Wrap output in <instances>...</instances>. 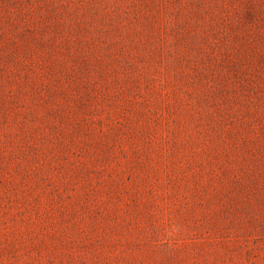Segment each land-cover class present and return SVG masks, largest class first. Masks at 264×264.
Listing matches in <instances>:
<instances>
[{"label": "rangeland", "instance_id": "rangeland-1", "mask_svg": "<svg viewBox=\"0 0 264 264\" xmlns=\"http://www.w3.org/2000/svg\"><path fill=\"white\" fill-rule=\"evenodd\" d=\"M0 264H264V0H0Z\"/></svg>", "mask_w": 264, "mask_h": 264}]
</instances>
